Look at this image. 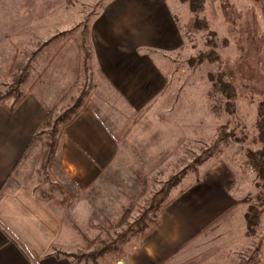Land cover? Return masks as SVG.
Segmentation results:
<instances>
[{"label": "rangeland", "instance_id": "rangeland-1", "mask_svg": "<svg viewBox=\"0 0 264 264\" xmlns=\"http://www.w3.org/2000/svg\"><path fill=\"white\" fill-rule=\"evenodd\" d=\"M110 1L67 0L74 8L68 7L71 13L62 15L67 16L63 20L74 25L63 33L57 30L46 47L23 44L34 32L29 29L1 34L6 37L0 39V91L12 90L3 102L10 105L31 90L43 100L49 86L47 96L51 107L57 106V117L73 104L80 110L89 103L118 140L116 162L84 193L58 165L51 173L41 168L39 144L21 163V182L41 197L43 191L52 197L49 206L63 220L58 252L88 256L82 264L126 260L164 224L185 229L172 206L189 196L196 232L173 246L175 256L165 264H264V200L248 158V151L260 149L256 122L258 104L264 103V0H203L202 28L195 26L187 4L166 0L181 45L165 54L164 92L139 112L127 110L115 94L104 93L91 66L89 24ZM53 4L52 17L60 22L58 4ZM36 16L37 22L43 19ZM203 53H212L211 61L199 63ZM216 72L225 74L236 90L232 113L213 84ZM228 131L234 135L227 136ZM177 179L178 185L173 182ZM122 207L132 209L131 220L123 229H111ZM251 207L261 215L249 227L245 215L255 213ZM158 221L145 238L136 233L137 223L150 229ZM118 233H123L121 240ZM103 247H108L105 253L93 260L91 254Z\"/></svg>", "mask_w": 264, "mask_h": 264}, {"label": "crops", "instance_id": "crops-1", "mask_svg": "<svg viewBox=\"0 0 264 264\" xmlns=\"http://www.w3.org/2000/svg\"><path fill=\"white\" fill-rule=\"evenodd\" d=\"M53 3L58 4L60 22L52 17L56 12ZM168 3L111 0L89 24L86 45L91 66L99 75L104 93L118 96L129 111L139 112L162 95L167 83L163 70L165 54L180 49V31ZM68 7L74 8L67 5V0H0V39L6 37L1 36L4 31L13 30L15 35L21 29H29L34 32L23 44L46 47L57 30L63 33L74 25L63 20L67 16L62 15L71 13ZM39 14L43 19L37 22ZM50 90L45 86L43 100L29 91L13 113L0 106V264H74L57 249L61 245L63 220L18 177L29 143L52 105L47 96ZM119 150L118 140L102 116L89 103L85 104L64 131L59 157L61 173L78 191L88 192L116 162ZM190 200L192 197L188 196L172 206L178 210L177 222L186 223L184 232L175 226L174 230L165 228L164 224L126 260L113 264L169 261L175 256L173 246L192 239L196 232ZM204 223L203 220V226ZM174 264L182 263L176 260Z\"/></svg>", "mask_w": 264, "mask_h": 264}, {"label": "trees", "instance_id": "trees-1", "mask_svg": "<svg viewBox=\"0 0 264 264\" xmlns=\"http://www.w3.org/2000/svg\"><path fill=\"white\" fill-rule=\"evenodd\" d=\"M181 3L187 4L189 11L194 16L195 19V26L198 28H202L203 25L199 19L200 14L203 12V0H180ZM212 53H206L201 54L199 57V63L208 60L211 61ZM14 65L16 62H13ZM14 69L13 67H10V71ZM213 78V84L215 87H217L218 91L222 93V95L227 100V110L229 113H232L233 110L236 107V101H237V93L236 90L233 88V86L230 85V83L225 80V74L221 73H215L212 75ZM12 94V90H9L8 92H1L0 91V106H4L8 109L9 112L13 113L18 106L21 104V102L24 100L25 95H23L18 100H13V103L10 105H7L3 100L7 97H9ZM81 102V99H79V103ZM85 106V105H84ZM82 106V107H84ZM78 103L73 104L70 106L65 113L57 117L56 111L57 106L53 105L52 107L48 108L46 110L45 117L39 127L37 128L35 134L33 135L29 146L27 148V151L34 146L35 144L40 145V151H39V158L41 161V168L43 170H46V172H53L55 167L58 165L60 167V164L58 162V154L61 151V143L64 136L65 129L78 117V115L81 112L77 109ZM78 111H77V110ZM258 112H257V122L256 126L258 129V143L260 144V149L258 150H252L248 151V158L250 161V164L254 171L256 172L257 177V183L256 187L261 190L263 196L262 199L264 200V103L258 104ZM76 110V112H75ZM227 136H233L234 133L232 131H228ZM174 179V178H173ZM177 181L175 184L178 185L180 180H174L173 182ZM171 182V184L173 183ZM175 185L173 184L169 186L168 189L173 188ZM42 197L37 195V199L40 201H44L45 203H50L52 200V197L48 196L46 192H42ZM165 208V206L163 207ZM250 212H255L253 214H250L249 212L246 213L245 219L249 225H257L259 222V217L261 215V210L251 207ZM121 218L118 221L116 225H114L111 229H120L124 228L125 225L129 223V220H131V212L132 209L129 208H121ZM144 214H142L138 219L135 221H138L141 217H143ZM159 224V221L154 224L150 229H147V226L144 223L136 224V233L141 236V238H145L146 235L150 232L151 229H154ZM118 240H121L123 237V233H118L117 236ZM109 247V246H108ZM108 247H103L100 251H96L95 253H92V259L95 260L97 256L103 255L105 250H107ZM65 255V254H64ZM68 256L74 264H82L83 261H88V256L86 255H68Z\"/></svg>", "mask_w": 264, "mask_h": 264}]
</instances>
